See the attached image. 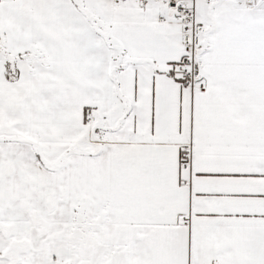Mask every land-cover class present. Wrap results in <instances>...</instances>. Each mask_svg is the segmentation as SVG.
Wrapping results in <instances>:
<instances>
[{
    "label": "snow or ice",
    "instance_id": "snow-or-ice-1",
    "mask_svg": "<svg viewBox=\"0 0 264 264\" xmlns=\"http://www.w3.org/2000/svg\"><path fill=\"white\" fill-rule=\"evenodd\" d=\"M0 264H264V0H0Z\"/></svg>",
    "mask_w": 264,
    "mask_h": 264
}]
</instances>
